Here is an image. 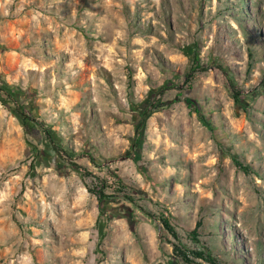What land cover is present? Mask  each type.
<instances>
[{"label":"rangeland","instance_id":"1","mask_svg":"<svg viewBox=\"0 0 264 264\" xmlns=\"http://www.w3.org/2000/svg\"><path fill=\"white\" fill-rule=\"evenodd\" d=\"M0 85V264H264V0H0Z\"/></svg>","mask_w":264,"mask_h":264},{"label":"trees","instance_id":"2","mask_svg":"<svg viewBox=\"0 0 264 264\" xmlns=\"http://www.w3.org/2000/svg\"><path fill=\"white\" fill-rule=\"evenodd\" d=\"M192 68L190 70V72H187L186 74V80H190L191 76H192V73H194L195 71L199 70V69H202L201 66H199V62H198V59L195 57V58H192ZM166 90V88H160V91H164ZM0 92H4L6 93L7 97L11 98L12 100H14L15 102H18V99L21 97L23 99H26V92L20 90V89H17L16 87L14 86H7V85H0ZM10 92L12 94H10ZM235 101L238 103L237 101V98L235 97ZM187 104L189 107H193L194 103L189 100L187 101ZM197 111V110H196ZM26 112V106L24 107L23 105H20L16 111V114L23 120V121H26V120H30L33 121L34 123H36L40 129H41V132L44 136V138L49 142L50 146H51V149L54 151V153L56 155H60V151L61 148L60 146L56 145V143L54 142L53 138L50 136V134L48 133V130L47 128L44 126L43 123L41 122H38L37 120H34L33 118H28V116H26L25 114ZM151 113L150 112H143L139 118L140 120L144 121ZM210 127V126H209ZM137 138V137H136ZM136 141V140H135ZM135 142H133V144L131 145V149H133L135 147ZM91 162H95L94 159L91 158ZM235 165L241 169L243 172H247L248 169L243 166L240 162L238 161H234ZM73 171L75 172H79L80 171V166L78 164H75V163H71L70 166H69ZM113 178L114 180L116 181V183H118V186L125 190L126 189V186L124 185V183L122 182V180L118 177V176H115L113 175ZM103 184L101 183V187L98 189V191L96 192H92L96 198H97V201H98V204H99V209H100V215H103L104 214V210H103V206L104 205V202H107L111 196L109 195H106L104 193V189H103ZM124 198L129 202V203H134L133 199L129 196H124ZM150 216V215H149ZM110 217V216H109ZM160 222L163 226V229L174 239V240H178V237H177V234L174 230V228L172 227V225L170 224V221L168 220V218L166 217H163L161 216L160 218ZM200 226V222L197 223V227ZM196 231H197V228H195L193 230V234H196ZM173 251L175 253H179L182 260L185 262V263H192V260H190V258L187 256V254L185 252H182L178 246L174 245L173 247ZM192 256H194L196 259H201L203 260L204 262H206L207 264H216V260L209 254H206L205 252H202V251H194L191 253Z\"/></svg>","mask_w":264,"mask_h":264}]
</instances>
